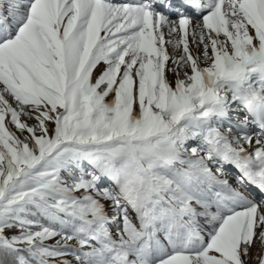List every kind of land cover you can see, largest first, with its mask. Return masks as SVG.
Instances as JSON below:
<instances>
[{"label": "snow or ice", "instance_id": "6c2138e0", "mask_svg": "<svg viewBox=\"0 0 264 264\" xmlns=\"http://www.w3.org/2000/svg\"><path fill=\"white\" fill-rule=\"evenodd\" d=\"M73 262L264 264V0H0V264Z\"/></svg>", "mask_w": 264, "mask_h": 264}, {"label": "rangeland", "instance_id": "374dc122", "mask_svg": "<svg viewBox=\"0 0 264 264\" xmlns=\"http://www.w3.org/2000/svg\"><path fill=\"white\" fill-rule=\"evenodd\" d=\"M170 51H171V49H169ZM179 53H177V55H178ZM170 78H173L172 76H171V74H170ZM68 259H72L70 256L68 257ZM73 264H74V262H73Z\"/></svg>", "mask_w": 264, "mask_h": 264}]
</instances>
